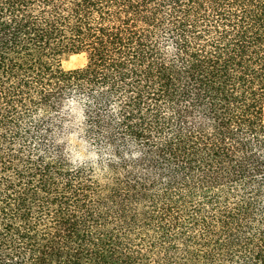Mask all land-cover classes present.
Instances as JSON below:
<instances>
[{
	"label": "trees",
	"instance_id": "trees-1",
	"mask_svg": "<svg viewBox=\"0 0 264 264\" xmlns=\"http://www.w3.org/2000/svg\"><path fill=\"white\" fill-rule=\"evenodd\" d=\"M0 264H264V0H0Z\"/></svg>",
	"mask_w": 264,
	"mask_h": 264
},
{
	"label": "rangeland",
	"instance_id": "rangeland-1",
	"mask_svg": "<svg viewBox=\"0 0 264 264\" xmlns=\"http://www.w3.org/2000/svg\"><path fill=\"white\" fill-rule=\"evenodd\" d=\"M85 57L83 55H68L63 57L61 67L65 71L75 70L83 67ZM69 110V132L67 135V143L70 153L71 163L82 164L93 160V152L81 137L79 131L80 112L78 107L70 106Z\"/></svg>",
	"mask_w": 264,
	"mask_h": 264
}]
</instances>
